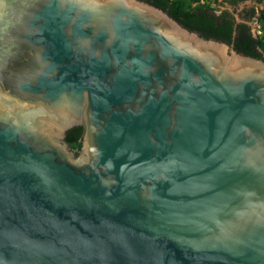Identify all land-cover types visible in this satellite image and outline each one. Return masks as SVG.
I'll list each match as a JSON object with an SVG mask.
<instances>
[{"label": "water", "instance_id": "water-1", "mask_svg": "<svg viewBox=\"0 0 264 264\" xmlns=\"http://www.w3.org/2000/svg\"><path fill=\"white\" fill-rule=\"evenodd\" d=\"M239 23L228 44L144 0H0V264H264Z\"/></svg>", "mask_w": 264, "mask_h": 264}, {"label": "trees", "instance_id": "trees-1", "mask_svg": "<svg viewBox=\"0 0 264 264\" xmlns=\"http://www.w3.org/2000/svg\"><path fill=\"white\" fill-rule=\"evenodd\" d=\"M154 7L166 12L171 18L189 31L198 33L204 39H212L230 44L234 16L227 10L216 13L210 3L218 0H144ZM243 0H226L229 5L235 7ZM264 3V0H255ZM254 17V11L247 12L245 20ZM259 23L264 32V11L260 12ZM234 49L248 56L264 61V39L255 36L248 25L239 23L236 27V35L233 39ZM84 128L75 127L66 133L64 142L75 153L81 148V140Z\"/></svg>", "mask_w": 264, "mask_h": 264}, {"label": "rangeland", "instance_id": "rangeland-1", "mask_svg": "<svg viewBox=\"0 0 264 264\" xmlns=\"http://www.w3.org/2000/svg\"><path fill=\"white\" fill-rule=\"evenodd\" d=\"M201 4L206 3V0H200ZM213 10L218 14L223 10H227L233 16L238 15L242 23L248 25L251 32L264 39V32L262 30L261 24L259 23L260 12L264 11V3H257L255 0H243L239 2L235 7L226 2V0H218L216 3H210ZM254 11V17L248 20L244 19V12ZM243 14V15H242ZM247 13H245L246 15ZM243 16V17H242ZM246 17V16H245Z\"/></svg>", "mask_w": 264, "mask_h": 264}, {"label": "flooded vegetation", "instance_id": "flooded-vegetation-1", "mask_svg": "<svg viewBox=\"0 0 264 264\" xmlns=\"http://www.w3.org/2000/svg\"><path fill=\"white\" fill-rule=\"evenodd\" d=\"M245 13H247V11L244 12V17L246 16ZM242 15H243V14H242ZM242 17H243V16H242ZM67 146H68V145H67ZM68 148H69L70 152L72 153V155L75 156V157L80 153V150L78 151V153H75L73 150H71V148H70L69 146H68Z\"/></svg>", "mask_w": 264, "mask_h": 264}]
</instances>
